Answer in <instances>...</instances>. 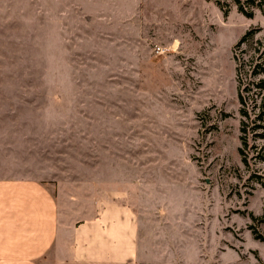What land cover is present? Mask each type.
Here are the masks:
<instances>
[{"label":"rangeland","instance_id":"obj_1","mask_svg":"<svg viewBox=\"0 0 264 264\" xmlns=\"http://www.w3.org/2000/svg\"><path fill=\"white\" fill-rule=\"evenodd\" d=\"M247 9L0 0V177L45 184L62 235L127 202L145 260L264 264V119L240 115L233 56L246 70L262 48L264 14Z\"/></svg>","mask_w":264,"mask_h":264},{"label":"crops","instance_id":"obj_2","mask_svg":"<svg viewBox=\"0 0 264 264\" xmlns=\"http://www.w3.org/2000/svg\"><path fill=\"white\" fill-rule=\"evenodd\" d=\"M58 207L40 180L0 177V264H154L129 203L97 202L93 215L66 226L69 235L59 233Z\"/></svg>","mask_w":264,"mask_h":264},{"label":"trees","instance_id":"obj_3","mask_svg":"<svg viewBox=\"0 0 264 264\" xmlns=\"http://www.w3.org/2000/svg\"><path fill=\"white\" fill-rule=\"evenodd\" d=\"M239 12L243 13L247 17H251L252 13L247 9V5L257 6L264 14V0H234ZM217 5L221 10L224 11L222 4L216 1ZM247 4V5H245ZM226 12V11H224ZM254 34V29L250 28L240 37L236 45L244 43L250 36ZM262 48L258 51L253 61L249 63L248 68L245 70L242 66L241 57L234 51L233 56L236 61V80H237V91L239 99V111L243 118L249 120H263L264 119V41L261 42ZM245 72V73H244ZM246 74V75H244ZM256 75H259L255 77ZM257 89L259 94V100L256 102L255 95L251 93V89ZM244 120H241L243 123ZM264 125V124H254ZM264 127V126H263ZM244 127L241 125V130ZM259 136L264 137V131L256 132ZM244 137H242L243 139ZM241 153L243 148H239ZM261 157H264L262 154ZM245 159V156H243ZM264 219V218H262ZM256 236H262L260 233H256Z\"/></svg>","mask_w":264,"mask_h":264},{"label":"built area","instance_id":"obj_4","mask_svg":"<svg viewBox=\"0 0 264 264\" xmlns=\"http://www.w3.org/2000/svg\"><path fill=\"white\" fill-rule=\"evenodd\" d=\"M156 52H158V53H161V52H164V49L163 48H160V47H156Z\"/></svg>","mask_w":264,"mask_h":264}]
</instances>
